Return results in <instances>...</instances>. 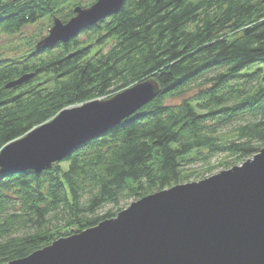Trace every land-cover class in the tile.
Returning <instances> with one entry per match:
<instances>
[{"label": "trees", "instance_id": "1", "mask_svg": "<svg viewBox=\"0 0 264 264\" xmlns=\"http://www.w3.org/2000/svg\"><path fill=\"white\" fill-rule=\"evenodd\" d=\"M77 4L0 0V35L50 25L54 15L66 22ZM80 33L86 38L0 56V149L61 109L149 77L161 90L50 169L0 174V264L183 183L195 161L243 162L264 148V0H124Z\"/></svg>", "mask_w": 264, "mask_h": 264}, {"label": "water", "instance_id": "2", "mask_svg": "<svg viewBox=\"0 0 264 264\" xmlns=\"http://www.w3.org/2000/svg\"><path fill=\"white\" fill-rule=\"evenodd\" d=\"M123 4L96 0L86 8L77 5L66 23L53 17L36 50L69 41ZM30 77L23 75L6 87ZM160 90L149 77L108 98L61 109L0 149V174L50 169ZM7 264H264V148L241 165L144 196L96 226Z\"/></svg>", "mask_w": 264, "mask_h": 264}, {"label": "rangeland", "instance_id": "3", "mask_svg": "<svg viewBox=\"0 0 264 264\" xmlns=\"http://www.w3.org/2000/svg\"><path fill=\"white\" fill-rule=\"evenodd\" d=\"M89 1L90 0H81L82 4L81 5L77 4V5L81 8H86L92 5L94 1L96 0H93V1L91 0V2ZM86 3L87 5H85ZM54 16L59 18V16L57 15H54ZM49 28H50V25H48L47 21H41L37 23L36 25L24 26L21 29V31L17 34L5 35V36L4 34L0 35V56L6 59V58H12V57L22 55L26 50H28L29 44L31 43L35 44L37 42V40L40 38L38 36L40 33L43 36L47 35V31L49 30ZM77 38L79 40H83L86 38V34L79 33ZM183 98L185 97L182 96L174 100H169V103L178 104V102H180ZM97 99H105V98H97ZM93 100H96V99H93ZM243 162L242 160L236 161L235 159L231 157L225 158V155L217 154L213 157H210L208 160H206V162L195 161L192 164L186 165V167L184 168V173H183L185 177L182 181L183 183L199 181V180H202V178L204 179V178H207L208 176H211V175L213 176L214 174L220 171L226 170V169H230L233 166L241 165ZM131 202H133L132 199H130L127 202L124 208H126ZM109 208H111V205H105L101 210H99L98 214L104 212L105 210Z\"/></svg>", "mask_w": 264, "mask_h": 264}]
</instances>
